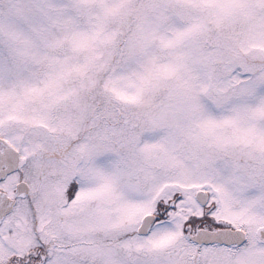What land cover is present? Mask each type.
<instances>
[{
	"label": "snow or ice",
	"instance_id": "6c2138e0",
	"mask_svg": "<svg viewBox=\"0 0 264 264\" xmlns=\"http://www.w3.org/2000/svg\"><path fill=\"white\" fill-rule=\"evenodd\" d=\"M0 264H264V0H0Z\"/></svg>",
	"mask_w": 264,
	"mask_h": 264
}]
</instances>
